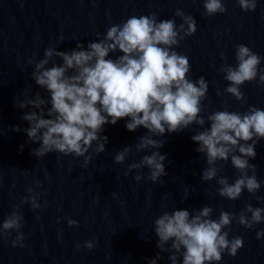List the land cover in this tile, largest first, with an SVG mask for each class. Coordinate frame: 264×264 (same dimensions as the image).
I'll list each match as a JSON object with an SVG mask.
<instances>
[{"label": "clouds", "instance_id": "9594fccd", "mask_svg": "<svg viewBox=\"0 0 264 264\" xmlns=\"http://www.w3.org/2000/svg\"><path fill=\"white\" fill-rule=\"evenodd\" d=\"M236 2L246 12L255 11L257 7V0ZM203 7L208 17L227 11L222 0H203ZM175 16L182 21L179 26L175 19L158 20L155 13L133 15L122 24L110 26L102 38L97 34V41L88 42L86 46L77 43L70 51L50 47L45 49L43 59L30 58L28 64H34L31 78L47 98L37 92L19 101L18 108L31 109L22 117L29 126L9 130L24 131L31 142L38 143L39 147L32 150L37 158L49 153L73 155L84 157L83 166L87 167L92 160L90 150L97 155L105 151L108 137L102 135L104 126L126 119L128 131L146 129L137 140L136 152L150 151L151 154L131 163L124 174L127 176L133 170L139 173L147 168L146 178L157 183L167 175V154L158 151L166 141L159 137L197 125L201 130L191 139L198 145L195 151L205 157L207 164L201 179H215L219 185L218 195L228 200H238L245 190L257 200L264 199L256 196L261 182L256 176V166L250 163L256 157L257 144L264 139V109L250 106L241 113L225 108L209 113L205 119L202 102L208 83L202 76L190 79L188 57L175 50L181 41L195 34L196 20L180 9ZM60 39L63 41V37ZM221 56L224 58L223 54ZM235 59V66L225 64L219 71L229 83L224 91L242 101L245 94L241 86L246 82L259 77L258 82L264 85V69L260 68L264 57L238 44ZM131 153L132 148L124 146L115 155L114 162L125 163ZM228 162L239 174L232 183L220 175ZM142 178L141 174L135 176L137 182ZM34 183L40 186L39 180ZM26 191L29 196L22 199L21 204L30 203L33 210L41 209L40 193L31 187ZM212 214L213 208L207 205L194 214L188 209L164 211L154 221L160 251L147 264H157L161 253L165 252L169 253L170 264H219L225 252L235 257L244 244L241 236L229 239L233 221L246 229L264 223V208L253 207L251 203L238 214L221 210L215 219ZM22 220L20 207L16 206L0 225V235H9L12 230L17 232L13 247L24 246L25 237L20 231ZM68 224L78 226L72 219ZM261 237L264 230L256 233L257 239ZM84 247L91 250L94 244L86 241Z\"/></svg>", "mask_w": 264, "mask_h": 264}]
</instances>
